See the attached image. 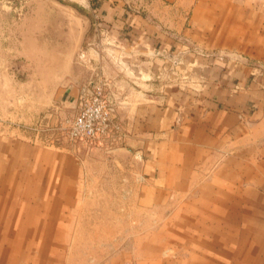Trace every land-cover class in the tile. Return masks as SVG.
Instances as JSON below:
<instances>
[{"label":"crops","instance_id":"1","mask_svg":"<svg viewBox=\"0 0 264 264\" xmlns=\"http://www.w3.org/2000/svg\"><path fill=\"white\" fill-rule=\"evenodd\" d=\"M70 24L89 73L78 85L51 96L31 68L25 80L0 69V264H33L39 226L66 258L100 200L122 202V219L135 209L127 229L143 232L89 264H264V0H0V42L49 40L51 25L65 40ZM94 67L120 134L86 147L32 138L34 114L64 92L75 112Z\"/></svg>","mask_w":264,"mask_h":264},{"label":"rangeland","instance_id":"2","mask_svg":"<svg viewBox=\"0 0 264 264\" xmlns=\"http://www.w3.org/2000/svg\"><path fill=\"white\" fill-rule=\"evenodd\" d=\"M66 18L70 23L79 21L75 15L68 13ZM84 27L85 25L82 26V28ZM57 28V26L52 25L49 27V40L45 41L0 42V69L20 71L19 78L25 80L26 74L31 68L34 72L33 78L35 81L49 79L51 96L56 88H59L57 91L62 93L64 91L61 90L63 86L78 85L80 79L82 78V81L89 73L86 66L78 69L77 66L79 65L75 64V52L79 49L77 26L73 24L66 26L65 40H58L61 37L58 34H61V30L59 32ZM90 31L91 33L97 32L95 26H92ZM82 44L86 46L87 42L84 41ZM26 53L28 57L25 56ZM46 69L49 70L50 74L40 72ZM90 72H93V70ZM38 92L40 93V91ZM66 96L64 92L62 99L56 100L48 109L34 114V119L28 124L32 138L41 141L45 145L60 147H71L81 143L83 147L96 146V144L91 145L85 141H72L66 137L63 128L65 120L74 114L73 109L70 111L63 104ZM10 101L9 105L11 107L15 106L11 96ZM122 205L123 203L119 200L113 203L106 200L87 202L83 217L78 222V228H80L73 229V235L69 236L70 250L66 258L65 253L60 256L59 252L51 245L49 247V244L53 241L55 231L52 225L48 227L39 226L38 229H34L32 241L35 246L31 253L33 264H45L47 259L50 261L60 259V262L66 261L67 264H89L91 259H104L111 249L121 246L128 238L132 239L135 236V234H132L133 232L136 233L138 230L143 232L141 229H127L137 224L139 212L133 209L134 212H130V217L122 219L121 213H119V208ZM163 216H165L164 211ZM152 220V218H145V226H152ZM127 222L129 223L126 225ZM16 230L19 232L24 231L23 229Z\"/></svg>","mask_w":264,"mask_h":264},{"label":"built area","instance_id":"3","mask_svg":"<svg viewBox=\"0 0 264 264\" xmlns=\"http://www.w3.org/2000/svg\"><path fill=\"white\" fill-rule=\"evenodd\" d=\"M85 59L84 55H81ZM79 93L73 115L66 118L64 132L72 141H85L90 144L106 143L115 139L121 132L113 107L115 97L110 81L100 67L92 68Z\"/></svg>","mask_w":264,"mask_h":264},{"label":"water","instance_id":"4","mask_svg":"<svg viewBox=\"0 0 264 264\" xmlns=\"http://www.w3.org/2000/svg\"><path fill=\"white\" fill-rule=\"evenodd\" d=\"M77 100H78V94L75 96V98H74V105L72 106L73 108H76V103L75 102H77Z\"/></svg>","mask_w":264,"mask_h":264}]
</instances>
